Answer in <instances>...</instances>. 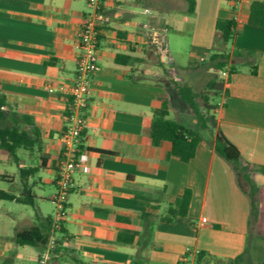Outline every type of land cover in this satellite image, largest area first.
I'll return each instance as SVG.
<instances>
[{
  "label": "crops",
  "instance_id": "0c3cea01",
  "mask_svg": "<svg viewBox=\"0 0 264 264\" xmlns=\"http://www.w3.org/2000/svg\"><path fill=\"white\" fill-rule=\"evenodd\" d=\"M193 1L189 12L187 0H105L110 21L98 35L99 69L90 78L81 134L86 159L72 173L62 230L54 233L46 264H130L134 259L141 264H197L199 252L198 264L244 258L250 203L231 165L204 141L183 162L168 156V141L153 145L148 133L156 95L165 91L159 68L178 66L175 42L181 39L188 41V62L206 59L218 19L236 23L229 49L256 53L255 73L248 65H237L214 115L260 187L255 249L263 253L264 173L254 167L264 166V27L247 23L254 0ZM89 11L86 0H0V93L7 101L2 108L28 117L18 126L33 140L15 156L0 148V180L14 191L0 189L19 195L24 182L34 204L0 201L35 208L43 195L34 189L50 186L49 199L56 190L60 135L79 53L77 32ZM20 168L34 171L24 178ZM186 189V215H169ZM1 205L0 262L14 253L16 264H40L38 254L46 248L33 252L12 239L16 231L46 217L24 208L18 215L10 205ZM142 212L150 214L144 223L116 220L117 215L138 218ZM122 230L135 232L131 242L117 241Z\"/></svg>",
  "mask_w": 264,
  "mask_h": 264
},
{
  "label": "trees",
  "instance_id": "16d2710c",
  "mask_svg": "<svg viewBox=\"0 0 264 264\" xmlns=\"http://www.w3.org/2000/svg\"><path fill=\"white\" fill-rule=\"evenodd\" d=\"M188 11L192 12L194 1L187 0ZM247 23L250 25L264 27V2L254 0L249 5V15ZM236 23L233 19H218L215 24V34L211 46V53L207 58L205 68L202 72L205 75L202 89L194 82L187 81L180 83L171 77V74L164 68V75L167 77L161 82L165 91L156 95L158 105L153 110L148 133L153 145H159L163 141L170 143L168 156H176L183 162H188L195 154L198 143L204 141L213 147V150L226 160L232 167L238 187L247 195L250 203L248 218V234L256 235V227L259 217L258 193L259 185L251 178L248 165L243 161L241 152L237 146L230 142L217 126L214 115L218 108L217 102H210L209 97H217L224 91V79H218L217 72L228 66L229 74L236 71L237 65H248L251 72L255 73L256 53L251 50L234 48L229 49L228 44L236 34ZM117 57V61H118ZM206 62V59L200 61ZM189 68V67H188ZM186 68V69H188ZM197 70V66L190 68ZM213 69V70H212ZM168 85L171 86L173 94L185 105H187L194 118L192 124H183L177 119L171 118L170 96L167 94ZM202 99V102H200ZM7 104L4 94L0 93V148L12 156H15L19 147H29L33 145L27 130L18 126L19 120L29 121L27 116L19 115L16 112H8L2 107ZM35 132V131H34ZM254 169L264 173V166H256ZM33 168H20V176L26 178ZM22 191L19 195L0 189V200H16L21 203L33 205L34 195L31 190L22 183ZM190 199L188 189L175 200V207L169 208V215H186L187 206ZM150 217L147 212H142L138 218H127L116 216L117 221L125 222H145ZM138 221V222H139ZM62 223V222H61ZM62 226L56 231L59 232ZM51 219L46 217L41 224L16 231L13 236L14 243L18 245H29L39 249H45L50 236ZM135 232L122 230L118 233L117 241L129 243L133 239ZM60 243V237L56 239V244ZM202 252L197 254V264L201 262ZM243 258V254L231 260L229 264H237ZM14 256H5L0 264H15ZM130 264H141L138 259H134ZM259 264H264V251Z\"/></svg>",
  "mask_w": 264,
  "mask_h": 264
},
{
  "label": "built area",
  "instance_id": "2783aa9c",
  "mask_svg": "<svg viewBox=\"0 0 264 264\" xmlns=\"http://www.w3.org/2000/svg\"><path fill=\"white\" fill-rule=\"evenodd\" d=\"M240 3L245 0H233ZM90 11L83 18L82 24L77 32L79 53L75 63V76L69 86V107L66 116V125L63 129L61 140V153L55 177V192L51 196L54 203V214L51 219V231L49 242L45 251L41 254L40 264H46L49 253L55 246L54 233L60 228L65 216L67 197L71 187L72 173L81 166L86 159L85 153L81 150V134L85 126L86 118L84 109L87 105L89 94V82L91 76L99 69L96 62L98 35L101 27L110 21L109 15L105 13V0H86ZM145 11H149L145 9ZM225 81L229 80L228 68L219 70ZM62 89V87H61ZM53 92L52 87L48 88ZM206 219L202 218L204 222Z\"/></svg>",
  "mask_w": 264,
  "mask_h": 264
},
{
  "label": "rangeland",
  "instance_id": "374dc122",
  "mask_svg": "<svg viewBox=\"0 0 264 264\" xmlns=\"http://www.w3.org/2000/svg\"><path fill=\"white\" fill-rule=\"evenodd\" d=\"M150 1H154V0H150ZM155 1H158V2H164V0H155ZM176 44V50L178 51V53L180 55H178V63L177 65L178 66H175V65H168L172 68H168L166 69L170 74H171V77L175 80H177L178 82L180 83H183V82H194L198 85L199 89H202L203 87V82L205 81V75L202 72V68H205L206 66V63H207V58H206V62L204 63H201V62H188V56H187V53L186 50H187V47H188V41L187 39H181L179 42H175ZM173 47V46H171ZM202 61V60H201ZM181 66H186L182 69ZM197 66V70H192L190 68H193ZM189 67V68H188ZM185 68H188V69H185ZM174 70H177L178 72H175ZM213 70V69H212ZM160 72V74L162 75L163 78H167L165 75H164V69L162 67L159 68L158 70ZM217 72V78L218 79H222V76L220 75L219 73V70L216 71ZM191 84V83H190ZM192 85V84H191ZM193 86L194 88L197 86ZM168 88L167 89V94L170 96V117L171 118H174V119H177L179 122L183 123V124H192L194 122V118H193V114L190 110V108L185 105L183 102H181L174 94H173V91H172V88L170 85H168ZM196 89V88H195ZM210 99V102H217L218 99H219V96L215 97L214 98L211 96L209 97ZM200 102H202V99H200ZM1 169V167H0ZM1 187H4L5 189H9V191H14V186H10L8 185V183H5V182H2L0 180V188ZM35 190V193H37L38 195L42 194L43 195V198L39 199L37 198L36 199V204H35V208H32L30 206H25V205H21V207H16V206H20V205H17L15 203H11L9 201H0V207L3 206L1 204H5L4 206H11L12 209L14 211H16V213L19 215L20 213H24V210L20 211V208H24L28 211H33V212H37L45 217H47L48 215H52L54 214V203L52 202L51 199L47 198V193L49 192V190H51V187L50 186H45V187H42L40 189H34ZM16 208V209H14ZM2 208H0L1 210ZM255 242H256V237L254 234H251L250 237H249V242H248V249L246 251V254L243 258V260L241 262H239L238 264H259L260 262V259H261V256L262 254H258L259 252L256 251L255 249ZM27 248L33 250V252H37L38 249L36 247H32V246H28ZM41 254L42 252H40L38 254V261H40L41 259ZM9 255H13L14 256V259H15V254L14 253H11ZM30 254H23V256L27 257L29 256ZM25 259V258H24ZM14 263L16 264L15 260H14Z\"/></svg>",
  "mask_w": 264,
  "mask_h": 264
}]
</instances>
